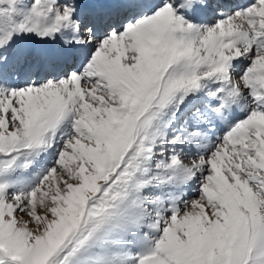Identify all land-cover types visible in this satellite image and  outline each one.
Masks as SVG:
<instances>
[{"label": "snow or ice", "instance_id": "snow-or-ice-1", "mask_svg": "<svg viewBox=\"0 0 264 264\" xmlns=\"http://www.w3.org/2000/svg\"><path fill=\"white\" fill-rule=\"evenodd\" d=\"M0 264H264V0H0Z\"/></svg>", "mask_w": 264, "mask_h": 264}]
</instances>
